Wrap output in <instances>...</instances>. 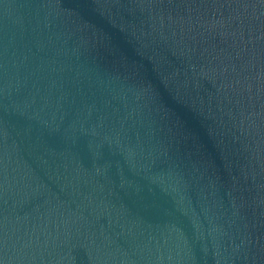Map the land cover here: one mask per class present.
<instances>
[{"label": "water", "instance_id": "water-1", "mask_svg": "<svg viewBox=\"0 0 264 264\" xmlns=\"http://www.w3.org/2000/svg\"><path fill=\"white\" fill-rule=\"evenodd\" d=\"M0 264H264V0H0Z\"/></svg>", "mask_w": 264, "mask_h": 264}]
</instances>
